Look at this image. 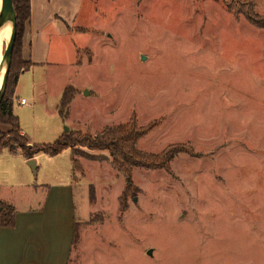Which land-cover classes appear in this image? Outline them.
<instances>
[{"label": "rangeland", "instance_id": "obj_1", "mask_svg": "<svg viewBox=\"0 0 264 264\" xmlns=\"http://www.w3.org/2000/svg\"><path fill=\"white\" fill-rule=\"evenodd\" d=\"M81 5L78 33L65 48L53 44L57 64L21 78V132L51 144L66 128L96 134L135 118L140 127L155 124L138 149L191 153L177 155L169 171L134 168L135 190L123 198L125 178L109 160L79 158L70 264H264V30L244 16L252 7L264 19V0ZM67 86L77 94L62 119ZM6 166L0 161V174ZM51 176L32 169L21 179L35 185L57 180Z\"/></svg>", "mask_w": 264, "mask_h": 264}, {"label": "crops", "instance_id": "obj_2", "mask_svg": "<svg viewBox=\"0 0 264 264\" xmlns=\"http://www.w3.org/2000/svg\"><path fill=\"white\" fill-rule=\"evenodd\" d=\"M82 1L30 0V18L24 27L21 50L23 59L31 63V69L20 76L15 100L19 99L23 75L39 66L57 64L51 59L53 44H57L59 49L65 48L63 40L69 37L70 32H77L73 26L81 11ZM76 61L77 52L72 65ZM22 100L19 101L20 105ZM9 130V127L0 125V134ZM5 151L0 161L11 166L4 167L0 174V202L14 208L15 225L0 227V264H70L77 223L74 195L77 181L73 179L71 151L65 150L70 152L68 160L62 159L65 151L54 157L48 156V160L41 155L26 160L20 151ZM10 158L14 160H8ZM30 161H33L34 168L30 166ZM14 165H18V168ZM68 168L70 172L67 175ZM32 169L43 172L45 178L51 171L57 180L48 182L44 179L35 185L23 183V176L31 179ZM62 175L64 178L61 180ZM23 189L26 192L21 197Z\"/></svg>", "mask_w": 264, "mask_h": 264}, {"label": "trees", "instance_id": "obj_3", "mask_svg": "<svg viewBox=\"0 0 264 264\" xmlns=\"http://www.w3.org/2000/svg\"><path fill=\"white\" fill-rule=\"evenodd\" d=\"M16 20L17 35L12 54L11 69L8 77L5 95L0 102V125L10 128V130L0 138V150H9L11 153L21 152L26 160H32L36 155L42 153L50 157L57 156L65 150H70L72 154V174L73 179L78 182L76 173L84 175L83 167L79 158L91 161H110L112 167L125 178V189L122 194L125 196L131 191L134 192L132 173L134 168L148 170L164 169L170 170L171 161L179 154H190V150L185 146H173L160 156L149 155L138 149L139 142L144 139L155 127L152 124L147 127L137 125L135 118L126 124L105 127L96 134L82 133L80 131H69L64 133L51 144H33L22 135L19 118L14 114L15 91L20 76L31 69V63L23 59L21 41L26 22L30 18V0H13ZM245 18L249 23L264 30V19L249 9L245 12ZM81 51L77 50V60ZM77 93L72 86H67L57 107L62 119L69 115V108ZM1 135V134H0ZM78 149H85L93 153H107L101 157L78 152ZM15 225V210L12 206L0 202V227H12ZM77 237L76 227L74 242ZM74 245V244H73Z\"/></svg>", "mask_w": 264, "mask_h": 264}, {"label": "water", "instance_id": "obj_4", "mask_svg": "<svg viewBox=\"0 0 264 264\" xmlns=\"http://www.w3.org/2000/svg\"><path fill=\"white\" fill-rule=\"evenodd\" d=\"M6 28H10V35L8 42L4 46L3 56L0 63V76L3 74L2 85L0 88V102L6 92L11 69L12 54L17 35V20L13 0H0V33ZM65 132L68 133L69 129L66 128ZM30 166H32V168L35 167L33 161H30ZM134 202H136V199H134ZM151 253V251L148 252L149 255H151Z\"/></svg>", "mask_w": 264, "mask_h": 264}, {"label": "bare ground", "instance_id": "obj_5", "mask_svg": "<svg viewBox=\"0 0 264 264\" xmlns=\"http://www.w3.org/2000/svg\"><path fill=\"white\" fill-rule=\"evenodd\" d=\"M9 35H10V28H6V29L2 30V32L0 33V63L2 60V56H3L4 46L9 40ZM2 79H3V74H1V76H0V88L2 85Z\"/></svg>", "mask_w": 264, "mask_h": 264}, {"label": "built area", "instance_id": "obj_6", "mask_svg": "<svg viewBox=\"0 0 264 264\" xmlns=\"http://www.w3.org/2000/svg\"><path fill=\"white\" fill-rule=\"evenodd\" d=\"M27 103H26V101L25 100H22L21 101V105H26Z\"/></svg>", "mask_w": 264, "mask_h": 264}]
</instances>
